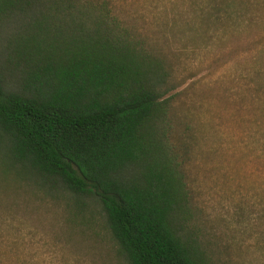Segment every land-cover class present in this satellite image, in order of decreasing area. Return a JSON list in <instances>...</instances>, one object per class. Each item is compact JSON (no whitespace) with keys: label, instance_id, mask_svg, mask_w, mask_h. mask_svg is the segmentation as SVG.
I'll list each match as a JSON object with an SVG mask.
<instances>
[{"label":"trees","instance_id":"obj_1","mask_svg":"<svg viewBox=\"0 0 264 264\" xmlns=\"http://www.w3.org/2000/svg\"><path fill=\"white\" fill-rule=\"evenodd\" d=\"M205 2L201 21L258 5ZM173 70L110 0H0L3 191L60 201L78 227L97 220L125 264H206Z\"/></svg>","mask_w":264,"mask_h":264},{"label":"rangeland","instance_id":"obj_2","mask_svg":"<svg viewBox=\"0 0 264 264\" xmlns=\"http://www.w3.org/2000/svg\"><path fill=\"white\" fill-rule=\"evenodd\" d=\"M110 1L172 62L205 263L264 264V0L237 21H201L207 0ZM2 187L0 264H125L97 220L78 227L60 201Z\"/></svg>","mask_w":264,"mask_h":264}]
</instances>
